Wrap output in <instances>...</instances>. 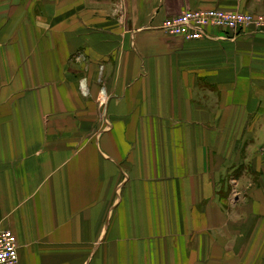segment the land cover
<instances>
[{
	"label": "crops",
	"instance_id": "0c3cea01",
	"mask_svg": "<svg viewBox=\"0 0 264 264\" xmlns=\"http://www.w3.org/2000/svg\"><path fill=\"white\" fill-rule=\"evenodd\" d=\"M207 9L264 0H0L19 264H264V32L161 29Z\"/></svg>",
	"mask_w": 264,
	"mask_h": 264
},
{
	"label": "built area",
	"instance_id": "2783aa9c",
	"mask_svg": "<svg viewBox=\"0 0 264 264\" xmlns=\"http://www.w3.org/2000/svg\"><path fill=\"white\" fill-rule=\"evenodd\" d=\"M161 29L184 39H203L212 36L211 29L237 33L251 29L264 32V15L223 9L184 11L164 21ZM105 99V93L103 100ZM18 243L10 229L0 223V264H19Z\"/></svg>",
	"mask_w": 264,
	"mask_h": 264
}]
</instances>
